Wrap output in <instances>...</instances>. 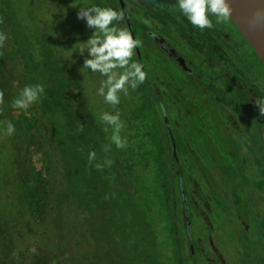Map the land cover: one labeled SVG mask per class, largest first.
<instances>
[{"label":"flooded vegetation","instance_id":"obj_1","mask_svg":"<svg viewBox=\"0 0 264 264\" xmlns=\"http://www.w3.org/2000/svg\"><path fill=\"white\" fill-rule=\"evenodd\" d=\"M88 2L140 41L146 79L115 106L78 54ZM175 5L0 0V122L16 124L0 132V264H264V65L231 22L200 30ZM37 80L42 98L13 108Z\"/></svg>","mask_w":264,"mask_h":264},{"label":"clouds","instance_id":"obj_2","mask_svg":"<svg viewBox=\"0 0 264 264\" xmlns=\"http://www.w3.org/2000/svg\"><path fill=\"white\" fill-rule=\"evenodd\" d=\"M264 2V0H262ZM231 0H176L175 7L194 27L204 30L214 27L212 17H215L217 24L227 20L232 12L230 7ZM264 17V12H257L256 19ZM77 20H82L87 29L92 30L90 37L82 43L78 50L80 56L87 53L83 60V69L90 73L98 72L105 79L101 82L97 94L103 97V101L108 105H118L120 103V92L127 93L126 85L133 89L146 79V72L143 71V65L137 62L130 63L134 55L133 50L140 45L139 40H134L131 34L118 27L117 23L122 19V13L112 7H102L95 3H85L79 6L76 14ZM8 39L7 35L0 32V46ZM123 69L124 71H117ZM46 91V85L43 81L37 80L25 84L18 95L12 101L13 108L27 107L32 102L42 98ZM4 103V93L0 91V104ZM255 105L259 109L261 116H264V100H258ZM100 120L113 129L111 136L112 143L118 149L126 147V141L120 136L123 124L119 113L112 114L107 111H101ZM3 127L0 128L6 136H11L16 130V124L3 121L0 122ZM107 130V129H105ZM108 149L106 148L105 151ZM96 159V153L90 151L88 160L91 163ZM111 160H105L104 165L111 166ZM104 165H97L98 168ZM35 252V249H33Z\"/></svg>","mask_w":264,"mask_h":264},{"label":"water","instance_id":"obj_3","mask_svg":"<svg viewBox=\"0 0 264 264\" xmlns=\"http://www.w3.org/2000/svg\"><path fill=\"white\" fill-rule=\"evenodd\" d=\"M232 9L227 19L241 33L264 65V17L257 20V12H264L262 0H231Z\"/></svg>","mask_w":264,"mask_h":264},{"label":"rangeland","instance_id":"obj_4","mask_svg":"<svg viewBox=\"0 0 264 264\" xmlns=\"http://www.w3.org/2000/svg\"><path fill=\"white\" fill-rule=\"evenodd\" d=\"M224 23H225V21H223ZM226 25H227V23H226Z\"/></svg>","mask_w":264,"mask_h":264}]
</instances>
